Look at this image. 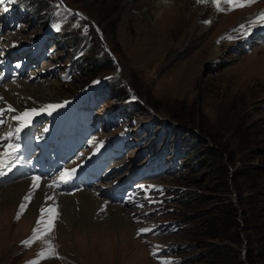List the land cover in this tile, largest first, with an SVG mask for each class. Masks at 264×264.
Returning a JSON list of instances; mask_svg holds the SVG:
<instances>
[{"label": "rangeland", "instance_id": "1", "mask_svg": "<svg viewBox=\"0 0 264 264\" xmlns=\"http://www.w3.org/2000/svg\"><path fill=\"white\" fill-rule=\"evenodd\" d=\"M19 1L0 5V26L15 16ZM37 1L44 6L34 20L22 14L19 29H2L4 44L12 50L17 41V47L35 43L45 34V18L60 16L53 31L63 38L56 37L57 50L47 61L67 63L73 48L66 42L73 37L79 39L73 47L86 53L71 83L43 77L53 95L70 98L90 83H103L133 114L131 125L118 120L101 134L110 142L120 133L105 150L104 140L98 146L104 154L99 170L111 179L93 188L107 206L92 213L84 231L74 224L71 233L64 222L56 230L53 222L44 241H51L56 256L39 264H225L230 255L239 264H264V40L244 43L257 27L264 33V22L253 24L264 13V0L235 10L224 5L225 11L197 0H22L21 5L35 7ZM214 45L219 54L212 58ZM91 57L110 63L91 76ZM173 127L178 131H170ZM239 171L246 172L235 177ZM101 187L112 189L108 194ZM16 199L0 198V264H30L47 247L40 240L24 243L40 218L19 224L24 214L36 215L25 213L29 204L23 198L10 215ZM125 199L124 223L134 225L129 230L116 225L117 213L112 216L111 205ZM226 207L235 209L231 239L211 240L207 214ZM44 214L47 223L49 212ZM11 219L15 225L9 228ZM214 245L221 248L218 257L210 253Z\"/></svg>", "mask_w": 264, "mask_h": 264}, {"label": "bare ground", "instance_id": "2", "mask_svg": "<svg viewBox=\"0 0 264 264\" xmlns=\"http://www.w3.org/2000/svg\"><path fill=\"white\" fill-rule=\"evenodd\" d=\"M173 3V2H172ZM240 13H245L244 11H238ZM237 13V14H240ZM219 54V46L214 45L211 48L210 56L212 58L216 57ZM47 84V85H46ZM21 88L13 87L11 92H8L5 88L0 87V97H3V101L6 105H11L13 108L16 109V112L22 113L27 109V110H32L36 109L37 111H41V109H47L45 106L47 105H55L58 103L60 100L67 99L69 97H63V98H58L55 95H53L52 91V86L49 82L44 80L42 83L35 84V82L31 83H21L20 84ZM17 88V89H16ZM17 102V103H16ZM16 104L22 105L25 107L24 109L19 108ZM175 132V131H174ZM24 157V155H23ZM37 157V156H36ZM38 163V162H37ZM54 165V167H53ZM59 165L56 163L54 159L46 161V171H43L42 169H39L38 173H35L31 176H29L27 179L15 182L14 184L11 185H5L3 187H0V198L1 201L4 202L7 197L10 196V199L13 200L15 198L16 201L13 203L11 206V213L15 214L16 208L21 202V198L24 196H31L30 200H26L27 204V209L25 211L26 214H35V219H30V217H26L24 214V217L20 220L21 222L19 224H24L27 225L30 222H34L38 216L40 218L42 210H44L45 205L47 207H50V202L53 199H58V210L57 214L51 213L49 214L48 218H45L47 221V225H53V222H55V228L58 230L61 226V222H64V226H67L68 229L72 231L75 229H72V226L75 225H80L79 228L81 231L87 230V226L92 219H94L96 213L92 215L94 211H97L99 207H102V205L107 206V201L103 200V198L100 197L99 191L97 189H87L84 187L83 183L85 180H92L90 178L91 174L95 171L94 167H91L89 169H78L75 168V172L72 174V178L70 180V183L68 185H64L63 183L60 184L58 188H49L47 187V184L51 182V179L54 177L59 176V174L64 171L65 169L71 171L72 169L68 168H62L60 170H56L55 166ZM61 165V164H60ZM45 169V170H46ZM34 176H40L42 179L40 181V186L36 188L35 190L33 189V180L32 178ZM29 191V193H28ZM52 197L49 199L48 197ZM106 202V203H105ZM1 205V204H0ZM112 208L114 209V215L115 213L118 214V221H116V225H122L121 227H128V230L130 227H134V225L128 221V223H124V216L125 208L122 206H117V205H111ZM1 207V206H0ZM8 207V205H7ZM122 209H121V208ZM5 209V208H4ZM25 210V209H24ZM125 211V210H124ZM9 212V211H8ZM73 213H75L73 215ZM131 213V212H129ZM9 214V213H7ZM14 214L12 217H14ZM110 214V212H108ZM124 214V215H123ZM77 218H76V216ZM111 216V217H112ZM4 218V217H3ZM72 221V222H67L66 220ZM26 219V222H25ZM98 221V220H97ZM115 222V219L111 220ZM99 222V221H98ZM11 223V224H10ZM10 223L8 222V227L15 225L12 222V219L10 220ZM95 222H93L94 224ZM124 223V224H123ZM111 224V223H110ZM99 225V224H97ZM115 225L112 226V230L117 228ZM71 227V228H69ZM96 227V225H95ZM93 226V228H95ZM102 227V226H101ZM4 228V227H3ZM63 229V228H62ZM125 229V228H124ZM97 231V230H96ZM82 233V232H81ZM58 239V238H57Z\"/></svg>", "mask_w": 264, "mask_h": 264}, {"label": "snow or ice", "instance_id": "3", "mask_svg": "<svg viewBox=\"0 0 264 264\" xmlns=\"http://www.w3.org/2000/svg\"><path fill=\"white\" fill-rule=\"evenodd\" d=\"M15 0H0V5H3L5 3H14ZM211 3L214 7H216L217 11H225L224 5L230 6L227 10H235L236 8H242L246 6H251V4L255 3L256 0H197L198 4H207ZM4 11H8L9 9L7 7L3 8ZM257 22H264V13H261L256 21H253V24ZM57 29H59V25L56 26ZM243 27V26H241ZM87 31V29H85ZM226 39H232L231 36L225 37ZM0 101H3V97H0ZM62 105H47L45 106L47 109L54 110L57 107H61ZM43 110V109H41ZM8 113H16L15 115H12L10 119L15 122L14 129H10L7 133V135L0 137V140L3 141H11L13 139L19 140L20 139V133L26 129L29 128L31 125V120L34 115H38L36 109L32 110H26L22 113L16 112V109L13 108L11 105H8L7 108H0V127H2L7 122V114ZM51 114V111L48 113ZM47 131V129H45ZM0 147L4 148L3 152H0V169H3L5 167H8L9 164H12L13 160L19 161V156L17 153L20 150L19 143H8V144H0ZM14 166V165H13ZM8 170L10 171L11 168L8 167ZM75 172V169H72L71 171L65 169L62 171L59 176L54 177L51 179V182L47 184V187L49 188H58L60 184H67L71 178L72 174ZM5 175L3 171H0V176ZM40 176H34L32 178L33 180V189L35 190L40 186L41 181ZM51 199L52 197H48ZM31 196H26L25 200H30ZM26 207L25 204L21 205V214L23 213L24 208ZM45 211H54V210H48L44 209L41 212V217L38 220V227L33 230V238L29 241L24 242L27 246H30L32 243H34L36 240H40L42 242H45L47 244V247L40 251L38 253V259L35 261L30 262V264H39V259L44 258H53L56 256L54 246L51 244V241H44V237L49 235L52 231V226L47 225L44 222V212ZM142 232H148L150 229H142ZM155 255V253H154ZM162 264H171L170 261H162Z\"/></svg>", "mask_w": 264, "mask_h": 264}, {"label": "trees", "instance_id": "4", "mask_svg": "<svg viewBox=\"0 0 264 264\" xmlns=\"http://www.w3.org/2000/svg\"><path fill=\"white\" fill-rule=\"evenodd\" d=\"M43 2L42 1H37L36 6H35V12H40V10H42L43 8ZM68 36V35H67ZM70 37V36H69ZM68 37V38H69ZM71 39H74L71 41V43L69 44V42L67 41L68 45L71 46L73 48V46L75 45V43L77 44L79 39H77L76 37H73ZM89 62H88V73L93 76L96 72L100 71L102 68H105L106 66L109 65L110 61H105L102 62L94 57L88 58ZM249 169H251L252 171L256 170L253 167L249 166ZM243 172L246 171H239L236 172L235 177L238 176H242ZM198 197V195H197ZM200 198V197H198ZM234 212L235 209L233 208H221L219 209L216 213L212 212H208V218L205 220V223H209V227L206 226L209 229V235L208 238L211 240H223V239H231V235L233 234V230L235 228V217H234ZM229 233V234H227ZM221 234L226 235V237L222 236ZM260 235V233H259ZM224 237V238H223ZM220 247L219 245H214L213 248L210 250V253L213 254V256L218 257L220 254ZM225 261V264H239L236 261V258L234 255H230L227 258L223 259Z\"/></svg>", "mask_w": 264, "mask_h": 264}]
</instances>
